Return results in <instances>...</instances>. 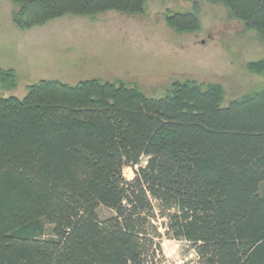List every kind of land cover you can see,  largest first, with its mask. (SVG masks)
<instances>
[{
	"label": "trees",
	"instance_id": "16d2710c",
	"mask_svg": "<svg viewBox=\"0 0 264 264\" xmlns=\"http://www.w3.org/2000/svg\"><path fill=\"white\" fill-rule=\"evenodd\" d=\"M11 1L27 31L68 16L144 14L148 0ZM173 1L222 5L264 39V0ZM166 24L201 28L191 12ZM247 69L264 75V59ZM0 75L15 87L13 71ZM224 96L217 83L175 82L151 98L91 79L0 98V264H156L153 202L199 264H264V91L228 106ZM100 207L115 215L101 219Z\"/></svg>",
	"mask_w": 264,
	"mask_h": 264
},
{
	"label": "rangeland",
	"instance_id": "374dc122",
	"mask_svg": "<svg viewBox=\"0 0 264 264\" xmlns=\"http://www.w3.org/2000/svg\"><path fill=\"white\" fill-rule=\"evenodd\" d=\"M17 9L11 0H0V69L15 74L14 88L0 75V98H23L41 81L76 86L91 79L137 87L151 98L165 97L175 82L217 83L224 88L223 106L264 91V75L247 69L264 59V39L230 19L222 5L148 0L144 14L68 16L27 31L14 25ZM185 12L196 14L200 30L180 34L167 26L169 13ZM146 164L144 157L140 166ZM138 168H126V179L132 180ZM153 204L159 219L149 233L156 264H199L193 245L174 239L164 226L167 207ZM98 215L115 214L100 207Z\"/></svg>",
	"mask_w": 264,
	"mask_h": 264
}]
</instances>
